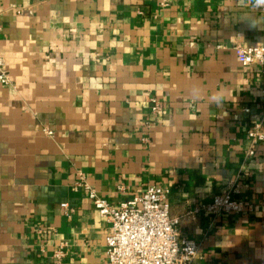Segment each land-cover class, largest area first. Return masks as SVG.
Instances as JSON below:
<instances>
[{
    "label": "crops",
    "instance_id": "crops-1",
    "mask_svg": "<svg viewBox=\"0 0 264 264\" xmlns=\"http://www.w3.org/2000/svg\"><path fill=\"white\" fill-rule=\"evenodd\" d=\"M160 1L0 0V264H53L62 243L64 264L107 261L111 224L73 188L79 173L115 205L168 189L193 264H264V142L246 156L264 75L235 51L264 31L229 24L232 0ZM237 179L244 213L190 214Z\"/></svg>",
    "mask_w": 264,
    "mask_h": 264
},
{
    "label": "built area",
    "instance_id": "built-area-1",
    "mask_svg": "<svg viewBox=\"0 0 264 264\" xmlns=\"http://www.w3.org/2000/svg\"><path fill=\"white\" fill-rule=\"evenodd\" d=\"M171 2L172 0H161L160 6L166 8ZM235 51L243 65H261L264 75V44H237ZM0 83L12 84L7 65L1 56ZM261 100L264 108V86L261 90ZM150 101L152 114L159 116L163 111L160 101L155 96L151 97ZM245 111L249 112L250 109L246 108ZM263 126L264 113L261 120L251 125L247 131L250 147L246 156L249 158L256 155L258 146L264 142ZM44 132L49 136L54 134L48 128H44ZM143 140L148 142L149 138L145 137ZM240 177L242 179V175ZM73 188L83 190L99 215L111 224L106 237L107 261L104 264H193L198 256L200 244L193 238L182 236L179 228L180 218L171 215L169 191L165 187L151 185L142 194L117 205L100 196L82 173H79V179ZM63 208L68 216L74 211L67 204H64ZM247 208L248 200L242 184L237 179L230 183L225 191L215 195L212 201L200 205L190 214H209L217 218L223 215H240ZM66 248V244L62 243L54 251L53 264H64L67 257Z\"/></svg>",
    "mask_w": 264,
    "mask_h": 264
},
{
    "label": "clouds",
    "instance_id": "clouds-1",
    "mask_svg": "<svg viewBox=\"0 0 264 264\" xmlns=\"http://www.w3.org/2000/svg\"><path fill=\"white\" fill-rule=\"evenodd\" d=\"M258 13H264V0H232V4L226 5L224 9V16L229 24H232L235 18V23H241L251 30L264 31V26L257 22L261 19ZM200 94L198 87L192 89L194 98H199ZM224 101L221 93H214L210 98L211 104L216 106H221Z\"/></svg>",
    "mask_w": 264,
    "mask_h": 264
}]
</instances>
